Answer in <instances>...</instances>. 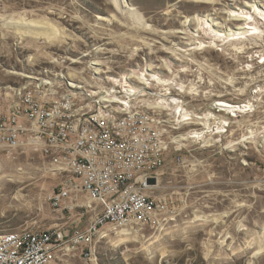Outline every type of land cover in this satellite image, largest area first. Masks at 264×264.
Listing matches in <instances>:
<instances>
[{
	"label": "rangeland",
	"instance_id": "1",
	"mask_svg": "<svg viewBox=\"0 0 264 264\" xmlns=\"http://www.w3.org/2000/svg\"><path fill=\"white\" fill-rule=\"evenodd\" d=\"M121 1L0 0V110L10 86L47 67L81 90L128 83L160 94L158 99L181 98L187 112L204 117L170 132L151 190L164 205L154 221L132 231L105 225L107 236L95 239L89 257L83 245L68 240L52 264H264V148L256 145L264 123V89L257 92L256 82L264 87V63L254 57L264 50V30L256 40L228 44L225 35L214 38L211 21L197 20L208 14L232 28L227 10L250 11L247 4H253L264 14V0H125L129 6ZM261 13L254 16L263 26ZM196 38L210 46L194 43ZM133 70L135 80L146 84L126 77ZM150 95L144 97L153 100ZM246 98L263 103L246 124L255 132L246 147L230 146L242 136L235 124L231 134L208 142L188 136L203 128L209 112L213 123L227 116L222 108L211 110L216 101ZM65 178L29 149L1 152L0 233L59 225L69 238L72 227L84 230L91 212L77 219V209L56 210L47 200ZM81 200L87 202L85 196Z\"/></svg>",
	"mask_w": 264,
	"mask_h": 264
},
{
	"label": "built area",
	"instance_id": "2",
	"mask_svg": "<svg viewBox=\"0 0 264 264\" xmlns=\"http://www.w3.org/2000/svg\"><path fill=\"white\" fill-rule=\"evenodd\" d=\"M256 53L255 59L263 65L264 56H260L264 50L260 48ZM32 76L5 92V108L0 110V153L10 155L29 149L44 157L51 169L66 175L47 195L51 207L67 212L77 209V219L89 212L92 216L84 230L72 227L69 238L65 227L59 225L25 226L0 233V264H52L68 240L83 245V254L89 257L95 239L107 236L105 225L132 231L154 221L164 205L151 190L172 141L170 132L195 123L191 119L195 114L179 115L180 107L184 111L187 107L181 98L158 99L160 94L126 91L128 83L124 89L118 88L115 81L103 84L104 89L94 88L93 84V89L81 90V85L55 77L47 67ZM256 85V90L264 89L260 82ZM146 95L153 100L146 99ZM172 99L180 103L176 110ZM218 102L210 107L212 111L221 110ZM232 104L236 113L225 110L227 116L211 124L215 132L209 129L206 133L231 134L235 124L242 136L230 146L246 147L255 133L246 124L263 103L246 98ZM261 110L264 120V108ZM209 113L213 120V113ZM256 133L262 138L264 123ZM256 145L264 148V141ZM84 196L86 203L81 200Z\"/></svg>",
	"mask_w": 264,
	"mask_h": 264
},
{
	"label": "bare ground",
	"instance_id": "3",
	"mask_svg": "<svg viewBox=\"0 0 264 264\" xmlns=\"http://www.w3.org/2000/svg\"><path fill=\"white\" fill-rule=\"evenodd\" d=\"M196 1H198V0H196ZM201 1H203V0H201ZM121 6H129L128 4H127V2L125 1V0H122L121 2ZM247 5H249V7L250 6H252L253 7V10H250V11H241V12H239V11H235V10H227V12H225V13H227L228 14V19L227 20H229L230 22H232L233 24V27L231 28V27H229V26H227L226 25V23H224V24H222V22H221V24H220V22H218V21H214V19L213 18H211V17H208V14H207V16H205V17H199V18H197V20H198V22L200 23V25H202V23L204 22V23H206L207 24V21H211V23L209 22V24L212 26V31H214V38H215V36H218V37H220V35L222 36V35H225V37H222L223 39V41L226 39V41H225V43H228V44H232L233 42H235V43H241V42H243V40H248V39H251V40H256L257 38H259V36L262 34V31L264 30V25L263 26H261L259 23H258V21H257V19H256V17L254 16V12L255 13H261V12H259V11H257V6H255V5H253V4H247ZM216 14V13H215ZM211 15V14H210ZM261 17L262 18H264V14L263 13H261ZM197 17V16H196ZM259 19H261V18H259ZM203 20V22H201ZM261 21V20H260ZM186 23H188V22H186ZM229 23V22H228ZM261 26V27H260ZM225 28L226 29V31L224 32V34H220V29L219 28ZM199 31V30H198ZM263 34H264V31H263ZM196 35V34H195ZM263 36V35H262ZM198 38V37H197ZM196 38V39H197ZM213 38V39H214ZM217 38V37H216ZM215 38V39H216ZM200 39V38H199ZM212 39V41H215V39L213 40ZM198 40V39H197ZM196 40V41H197ZM194 43H198V44H200V46H202V47H208V46H210V45H208V44H203V42L201 41V40H198L197 42H194ZM243 45V44H242ZM253 45H254V47H256L258 44L256 43V41L253 43ZM244 46V45H243ZM236 47V46H235ZM237 48V47H236ZM240 48H242V46L240 47ZM239 49V48H238ZM264 55L262 54L260 57H263ZM262 63H264V61L262 62ZM136 74V71H132L129 75H127L126 77H128V78H131V79H134L135 80V78H134V76H135V74ZM31 74H33V73H31ZM137 75V74H136ZM152 75V79H155V80H164V79H161L159 76H156L155 74L153 75V74H151ZM32 76V75H31ZM146 79H148L149 80V77H146ZM145 79V80H146ZM136 82H138V83H146V81H144V78H142V80L141 79H139V80H135ZM97 85H93V87L94 88H98V89H104V88H100V87H98L99 86V83H96ZM168 84V83H167ZM111 87H114L113 85L111 86ZM129 87L131 88V90H138V89H136V87H134V86H132V85H129ZM150 87V86H149ZM128 88V87H127ZM142 88V87H141ZM125 90H128V89H125ZM255 93H257L258 92V90H257V92H256V90L254 91ZM175 103H178V100H176V99H172ZM217 105H220L221 106V108L222 109H224V110H226L227 112H232V113H236V111H235V109L232 107V106H235V105H233L232 103H230V102H228V101H226V100H219V102L217 103ZM174 107V106H173ZM178 108V107H177ZM240 108L241 107H239L238 109L240 110ZM250 108H252V106H250ZM176 110V109H175ZM241 111V110H240ZM190 113L189 112H187L186 110L184 111L183 110V108L182 107H180V111H179V115H181L182 117H187V116H190L189 115ZM193 118H197V115H196V117L195 116H191V119H193ZM210 119H211V116L208 114L206 117H205V120L204 121H201V123L204 125L203 126V128L200 130H192L193 132H191L188 136L189 137H195V138H197L196 140H201V141H203V142H208V138L211 136V132H209V133H206V131L207 130H209V131H212V132H215L214 131V128L211 126V124H212V122L210 121ZM203 120V119H202ZM218 121V120H217ZM216 128H218V133H220L221 132V127L219 126V125H217V127ZM206 129V130H205ZM205 130V131H204ZM182 138H185L184 136L182 137ZM260 141H264V134L262 135V138H260L259 139ZM127 233V232H126ZM125 234V233H124Z\"/></svg>",
	"mask_w": 264,
	"mask_h": 264
}]
</instances>
